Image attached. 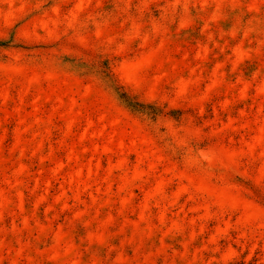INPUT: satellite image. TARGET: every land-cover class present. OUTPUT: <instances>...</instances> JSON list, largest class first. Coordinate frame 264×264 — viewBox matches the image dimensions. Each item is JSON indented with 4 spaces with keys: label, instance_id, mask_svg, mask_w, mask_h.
<instances>
[{
    "label": "rangeland",
    "instance_id": "1",
    "mask_svg": "<svg viewBox=\"0 0 264 264\" xmlns=\"http://www.w3.org/2000/svg\"><path fill=\"white\" fill-rule=\"evenodd\" d=\"M0 264H264V0H0Z\"/></svg>",
    "mask_w": 264,
    "mask_h": 264
},
{
    "label": "trees",
    "instance_id": "2",
    "mask_svg": "<svg viewBox=\"0 0 264 264\" xmlns=\"http://www.w3.org/2000/svg\"><path fill=\"white\" fill-rule=\"evenodd\" d=\"M108 68V67H107ZM108 84L110 87L119 94L120 99L128 106L130 109L136 112L146 113L148 110H145V107L152 108L155 110L154 114H158L159 111L155 109L154 106L145 105L144 103L138 101L134 96L127 93L125 90H122L121 87L117 84L116 80L113 78L110 72H107Z\"/></svg>",
    "mask_w": 264,
    "mask_h": 264
}]
</instances>
